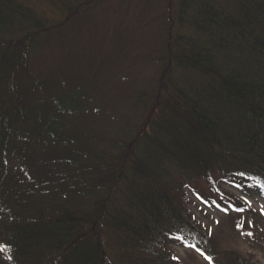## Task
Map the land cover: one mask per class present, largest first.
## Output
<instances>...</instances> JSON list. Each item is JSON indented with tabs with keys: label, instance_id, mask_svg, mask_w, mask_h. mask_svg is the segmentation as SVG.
<instances>
[{
	"label": "trees",
	"instance_id": "trees-1",
	"mask_svg": "<svg viewBox=\"0 0 264 264\" xmlns=\"http://www.w3.org/2000/svg\"><path fill=\"white\" fill-rule=\"evenodd\" d=\"M33 1L0 0V264H106L103 241L119 235L129 237L118 245L121 252H133L130 258L138 262L139 245L130 237L148 236L152 218L128 196L131 184L120 210L113 199L119 184L130 182L128 171L134 176L140 169L153 178L149 140L133 120L119 118L117 105L102 111L106 116L117 110V118L96 126L101 110L66 61L76 18L68 14L49 24ZM190 1L166 0L167 15L174 11L186 20ZM203 2V19L192 21L197 36L187 39L168 28L159 55L166 57L162 74L170 66L188 71L183 93L157 90L150 99L142 98L146 91H135L132 100L138 96L143 107L165 115L175 146L170 152L177 148L186 167L208 175V165L217 164L227 182L264 187V0H225L224 7ZM61 44L69 46L63 60L56 55ZM44 48L54 62L39 69L32 60ZM160 203L157 196V208ZM251 216L254 228L258 218ZM162 217L157 264H176L164 250L174 222L165 228ZM181 218L191 221L187 213ZM252 237L260 247L254 232Z\"/></svg>",
	"mask_w": 264,
	"mask_h": 264
},
{
	"label": "rangeland",
	"instance_id": "rangeland-1",
	"mask_svg": "<svg viewBox=\"0 0 264 264\" xmlns=\"http://www.w3.org/2000/svg\"><path fill=\"white\" fill-rule=\"evenodd\" d=\"M203 1L197 4L198 1L191 0L188 3L186 16L184 14L186 20L180 19L174 11L168 16L166 0H91L86 6H80L86 0L32 2L33 7L38 9L37 14L47 19L49 24L59 23L68 14L70 19L76 18L74 31H68L75 39L69 44L72 53L67 55L66 61L70 69L74 68V74L85 80L87 86L84 92L91 93L92 106L101 110L104 116H98L96 126L103 128L110 118L115 120L117 117L112 113L117 110H107L110 114L106 116L102 111L117 105L119 118L133 120L142 127L140 135L149 140V151L145 150L150 152L151 164L148 167L154 172L153 178L140 169L134 176L128 171L127 179L130 182L119 184L120 189L114 194L113 202L120 210L119 204L124 202L121 195L131 184L128 196L137 200L139 210L151 216L153 227L144 238L139 234L130 237L134 244L139 245L138 262L130 258L133 252L123 253L121 246H118L128 236L107 237L108 240L103 241L102 245L109 256L106 264H120L118 257L128 264H157V220L161 215L165 228L172 226V223L167 225L168 222H174L167 229L169 238L164 250L171 259L176 260V264H264V187L252 185L241 188L227 182L222 178L217 164L208 165V175L202 170L201 173L195 171L192 166L186 167L177 148L170 152L174 144L168 120H162L165 115L159 116L158 111L152 112L143 107L138 96L136 102L131 96L135 91H146L142 98L150 99V94L157 90L162 93H183L188 71L170 66L162 74L166 57L162 60L159 55L161 47H165L168 28L175 35H185L187 39L195 37L192 21L203 19L200 11L204 6ZM209 2L214 7H224L225 4V0ZM177 22L182 27L179 33L176 32ZM69 46L65 49V45L61 44V49H56V55L63 60ZM51 53L50 49L44 48L40 57L32 60L33 65L44 69L53 63ZM106 85L112 91L109 92ZM169 122H174L173 118ZM137 150L141 157L143 152ZM158 175H161L160 187H163L166 198L162 197ZM143 194L147 196L143 198ZM157 196L161 202L158 208ZM126 200L133 202L128 198ZM157 210L163 214L157 215ZM131 213L124 216L130 217ZM185 213L191 221L181 218ZM252 214L258 218L254 228L251 224ZM253 232L260 239V247L254 245ZM135 239H140V243H136ZM196 246L202 247L206 255L204 252V255H200ZM111 258L114 260L111 261Z\"/></svg>",
	"mask_w": 264,
	"mask_h": 264
}]
</instances>
